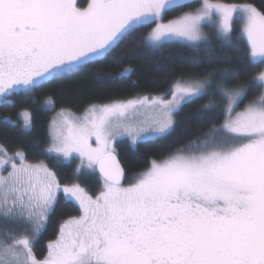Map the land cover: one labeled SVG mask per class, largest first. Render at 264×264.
Listing matches in <instances>:
<instances>
[{"label":"snow or ice","instance_id":"obj_1","mask_svg":"<svg viewBox=\"0 0 264 264\" xmlns=\"http://www.w3.org/2000/svg\"><path fill=\"white\" fill-rule=\"evenodd\" d=\"M169 47L193 71L165 93L93 102L79 115L61 107L35 162L23 144L0 141V264H264V8L251 0H0V108L31 105L46 84L103 60ZM206 98L190 114L200 134L129 178L117 139L162 138ZM44 105L55 111L52 96ZM3 122L30 130V107ZM48 158H78L77 173H99V191L61 183ZM61 195L78 215L59 221L38 258Z\"/></svg>","mask_w":264,"mask_h":264},{"label":"trees","instance_id":"obj_2","mask_svg":"<svg viewBox=\"0 0 264 264\" xmlns=\"http://www.w3.org/2000/svg\"><path fill=\"white\" fill-rule=\"evenodd\" d=\"M227 2H237V0H227ZM251 2L257 8H264V0H251ZM190 3L197 6L198 0ZM131 39L130 37L129 40ZM211 44L214 47L218 46L216 40H212ZM179 55L175 48L169 47L158 52L140 54L119 64L103 60L91 65L84 72L68 75L46 84L34 94L35 103L18 104L15 109L0 108V141H6L13 147L23 144L29 159L33 162L43 159V150L48 143L46 135L48 121L61 107H69L76 114H81L83 108L93 102L129 99L137 94H163L175 75L193 71L186 65L173 62ZM125 67L131 68V71L126 78H121L120 73ZM46 96L54 98L55 111L44 105ZM206 102L207 98L185 105L174 117L176 121L174 129L162 138L139 141L133 146L126 139L118 141L115 144L116 155L126 175L131 178L135 173L143 171L150 160L163 158L199 135L196 117L190 114H194L196 109ZM22 107H30L32 112V128L28 131L22 130V126L13 127L3 122V117L6 115L17 118ZM46 162L58 173L61 183H79L91 195L99 191L100 181L96 172L83 169L79 173L76 172L80 163L78 158L60 164L51 158ZM71 215H78V208L74 204L65 203L61 195L55 211L34 243V253L38 258L46 254L47 241L55 238L59 221Z\"/></svg>","mask_w":264,"mask_h":264},{"label":"rangeland","instance_id":"obj_3","mask_svg":"<svg viewBox=\"0 0 264 264\" xmlns=\"http://www.w3.org/2000/svg\"><path fill=\"white\" fill-rule=\"evenodd\" d=\"M192 1H194V0H189V2H192ZM234 27H239V25L238 24H236V25H234ZM206 32L207 31H209L208 30V28H205L204 29ZM212 40H215V39H212ZM211 40V41H212ZM210 41V42H211ZM170 98V97H169ZM56 114V113H55ZM55 114L53 115V116H55ZM77 115H79V114H77ZM123 139H126L128 142H129V144H131L132 146L134 145L132 142H131V140L127 137V136H124V137H120V138H118L117 139V141L115 142V144L118 142V141H120V140H123ZM149 139H156V138H153V137H151V136H148V137H146L144 140H149ZM137 142H139V141H137ZM115 144H114V147H115ZM69 161V160H68ZM83 170H85V171H90L91 169H83Z\"/></svg>","mask_w":264,"mask_h":264},{"label":"water","instance_id":"obj_4","mask_svg":"<svg viewBox=\"0 0 264 264\" xmlns=\"http://www.w3.org/2000/svg\"><path fill=\"white\" fill-rule=\"evenodd\" d=\"M97 173V175L99 176V173L98 172H96Z\"/></svg>","mask_w":264,"mask_h":264},{"label":"flooded vegetation","instance_id":"obj_5","mask_svg":"<svg viewBox=\"0 0 264 264\" xmlns=\"http://www.w3.org/2000/svg\"><path fill=\"white\" fill-rule=\"evenodd\" d=\"M82 1V0H81ZM35 255H37V254H35Z\"/></svg>","mask_w":264,"mask_h":264}]
</instances>
